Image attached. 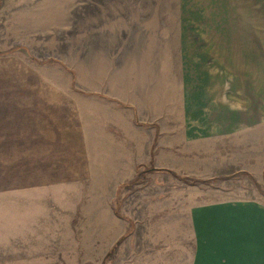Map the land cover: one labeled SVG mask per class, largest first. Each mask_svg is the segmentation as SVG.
<instances>
[{"label":"rangeland","instance_id":"obj_1","mask_svg":"<svg viewBox=\"0 0 264 264\" xmlns=\"http://www.w3.org/2000/svg\"><path fill=\"white\" fill-rule=\"evenodd\" d=\"M139 21L145 25L137 27ZM155 41H162L164 48L163 61L162 47L158 50L159 72L162 65L163 75L168 74L172 67L165 59L174 66L179 54L186 74L204 68L222 75L226 96L253 123L215 141L189 144L178 138L172 158L164 146L161 154L155 143L153 159L138 166L131 163L127 173L132 178L116 191L110 186L117 185L113 178H105L101 186L95 181L57 185L51 184L53 180L32 179L27 160L39 150L1 146L0 264L188 262L194 246L191 224L197 223L201 212L215 207L199 204L248 200L264 205V92L253 82L258 65L254 59L264 58V0H0V56L9 58L0 62V91H43L53 101L63 96L68 101L74 94L61 91H77L78 85L71 82L77 71L84 91L122 95V83L114 78L126 73L124 64L129 62L131 70L138 69V60L153 54L146 49ZM179 41L184 50L170 51L169 46ZM16 45L23 48L15 54L18 73L10 62ZM155 66L146 60L130 74L148 76ZM235 70L242 72V83L234 84ZM104 76L111 78L103 83ZM30 101L1 99L0 103L17 102L26 117ZM165 101L171 105L170 94ZM147 102L154 104L152 91ZM182 113L179 123L185 124ZM170 143L164 138L163 144ZM148 148L137 155L150 160ZM129 162L126 158L123 167ZM36 182L42 183L36 188H50L49 193L36 196L37 191L11 189ZM33 194L41 206L31 198L27 202ZM90 206L99 209L92 220ZM260 208L264 212V206Z\"/></svg>","mask_w":264,"mask_h":264},{"label":"crops","instance_id":"obj_2","mask_svg":"<svg viewBox=\"0 0 264 264\" xmlns=\"http://www.w3.org/2000/svg\"><path fill=\"white\" fill-rule=\"evenodd\" d=\"M15 22L17 24V20ZM138 23L135 24L137 27L145 25L140 21ZM162 44V41H155L147 45L146 50L153 51V54L148 59L147 56L139 59L138 69L133 67L131 70L130 62L124 64L127 66L126 73L114 78L122 83V95H116L118 91H115V95L109 91L105 93L104 90L84 91L79 87L81 80L77 71H74L71 80L72 83L75 81V86L78 85L77 91H61L74 94V97H68V101L64 100L65 96L62 99L58 95L57 98L62 100L53 101L50 94L43 91H0V100H31L26 103L30 106L25 109L26 117L17 102L0 103V147L27 146L39 150V154L35 155L33 151L27 160L26 171L32 179L53 180L51 184L57 185L68 184L71 180L95 181L101 186L105 178H113L117 185L110 186L116 191L125 179L132 178V174L127 173L131 163L138 166L153 159L150 152L155 143L160 153L164 146L172 158L179 147L178 138H184L189 144L203 142L202 139L207 142L215 141L224 138L228 133L235 134L244 124L252 122L249 116L244 119L243 114L237 111L236 102L226 96L227 83L222 75L208 73L204 68L201 73L195 74L193 70L186 74L184 59L179 54L175 55L179 60H175L177 63L174 66L172 61L165 59L172 67L168 74L166 72L163 75L162 65L159 72L158 50ZM173 48L176 51L184 50L180 41L169 46L170 51ZM163 49L162 47V61ZM22 50L18 45L11 50L12 59L16 58L12 60L10 57V62L14 63L16 73L19 72V56L15 54ZM0 58V62H7L9 59L5 55ZM146 60L152 65L155 63L157 67L151 68L148 76L142 73L132 76L130 71L138 72L141 65L146 64ZM254 60L258 65L255 64L257 67L253 82L257 84L258 91L261 89L264 92V58ZM50 63L48 60L47 65ZM192 64L196 66L194 62ZM240 73V70H235L234 84L243 82ZM158 74L159 81L155 78ZM107 77H102L101 82H107L111 78ZM232 87L237 94V86ZM239 88L242 90V86ZM150 91L154 104L147 102ZM168 94L171 105L167 104L168 101L163 102ZM158 96H162L161 103L158 102ZM179 111L183 112L182 120L185 116V124L179 123ZM253 114L252 118H256V112ZM247 115H250L249 112ZM164 138L170 139L171 143L163 144ZM148 146L150 160L142 159L144 155L141 158L137 151L141 149L143 152V148ZM159 152L155 156L158 157ZM126 158L130 162L124 168ZM102 161L104 162L99 163ZM115 164L121 167H114V171ZM41 185L42 183L36 182L30 186L11 189L37 191L36 196L48 194L50 188L35 187ZM98 190L101 192L104 189ZM36 196L31 195L27 202L30 198L38 202L39 198ZM35 206H41V203L38 202ZM198 206L215 207L210 212H201L203 215H199L197 223L191 224L194 246L190 260L175 264H264V212L260 208L264 206L262 203L248 200L220 201ZM92 211L94 213L90 216L91 220L98 214L99 209L90 206L87 212ZM258 214L262 217L259 218ZM31 225L33 226L32 222ZM91 242L95 241L92 239Z\"/></svg>","mask_w":264,"mask_h":264},{"label":"trees","instance_id":"obj_3","mask_svg":"<svg viewBox=\"0 0 264 264\" xmlns=\"http://www.w3.org/2000/svg\"><path fill=\"white\" fill-rule=\"evenodd\" d=\"M146 171H151V169H149V170H146ZM146 171H145V172H146ZM191 182H193V181H191Z\"/></svg>","mask_w":264,"mask_h":264}]
</instances>
